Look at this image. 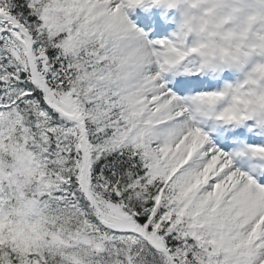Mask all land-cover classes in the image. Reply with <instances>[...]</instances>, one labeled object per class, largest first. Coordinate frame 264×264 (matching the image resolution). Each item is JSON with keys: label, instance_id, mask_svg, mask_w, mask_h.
I'll use <instances>...</instances> for the list:
<instances>
[{"label": "snow or ice", "instance_id": "6c2138e0", "mask_svg": "<svg viewBox=\"0 0 264 264\" xmlns=\"http://www.w3.org/2000/svg\"><path fill=\"white\" fill-rule=\"evenodd\" d=\"M146 2L0 0V264H264V0H206L230 57Z\"/></svg>", "mask_w": 264, "mask_h": 264}, {"label": "clouds", "instance_id": "9594fccd", "mask_svg": "<svg viewBox=\"0 0 264 264\" xmlns=\"http://www.w3.org/2000/svg\"><path fill=\"white\" fill-rule=\"evenodd\" d=\"M206 0H176L173 10L180 12L186 38H195L201 46L202 53L230 57L235 45L243 46L246 37L242 36L238 27L233 29L231 39H225L224 33L214 26L215 10L204 7Z\"/></svg>", "mask_w": 264, "mask_h": 264}, {"label": "rangeland", "instance_id": "374dc122", "mask_svg": "<svg viewBox=\"0 0 264 264\" xmlns=\"http://www.w3.org/2000/svg\"><path fill=\"white\" fill-rule=\"evenodd\" d=\"M163 8L165 9L166 7L165 6H163ZM133 8H131V9H125V12H126V14L128 15V17H129V20L131 19V15H129L133 10H132ZM175 11V13H177L179 16H180V12L179 11H177V10H174ZM180 18H181V16H180ZM131 21V20H130ZM258 59V58H257ZM235 73L236 74H234V75H237L238 74V77L239 78H242V74L240 73V72H238V71H235Z\"/></svg>", "mask_w": 264, "mask_h": 264}]
</instances>
